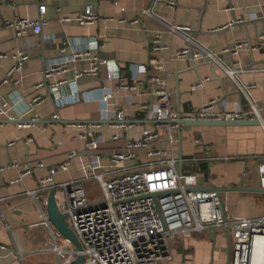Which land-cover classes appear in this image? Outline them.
<instances>
[{"label": "crops", "instance_id": "0c3cea01", "mask_svg": "<svg viewBox=\"0 0 264 264\" xmlns=\"http://www.w3.org/2000/svg\"><path fill=\"white\" fill-rule=\"evenodd\" d=\"M39 1L46 5L44 15L39 14L36 0L0 2V15L4 21L16 18L43 21L42 32L38 35L28 32L18 38L11 29L0 31V54L24 52L29 56L19 85L0 88V97L10 103V116L14 121L23 122L22 127L15 123L0 126V215L2 212L6 216V221L0 217V264H55L51 256L29 254L34 243L29 227L41 221L40 208L47 213L50 193L40 205L26 193L37 189L39 180L47 176V169L35 167L21 182H12L20 178L28 164L35 166L44 162L47 167L57 166L68 152L81 151L84 141L80 138L82 128L79 124H100L96 133L103 139L100 144L103 150L122 145L121 141L111 142L112 136L119 132L112 127L113 121L104 120L99 102L103 88L112 90L111 109L124 110L127 119L135 125L127 132V139L137 140L145 131L155 130L153 122L143 120L137 113L140 104L152 101L143 84L148 77L167 81L172 104L182 112L196 111L212 100L227 102L230 112L248 110L247 99L241 96L236 82L226 76L221 65L193 62L190 58L173 59L175 52L185 47V40L182 35L170 34V26L191 28L195 43L215 53L238 42H249L254 46L258 36L264 33V0ZM172 2L174 7L170 6ZM89 5H93L99 16L94 25L80 26L63 21L83 13ZM121 18L127 23L121 24ZM134 20L139 22L133 24ZM157 34L162 36L161 43L168 49L152 54L150 41ZM89 39H98L102 45L99 51L91 52L92 57L114 60L126 78L140 82L135 90L125 91L119 88L117 81L108 80L104 71L96 77H84L79 81L81 97L78 102L60 109L50 95L49 85L72 81L76 72L89 70L91 62L78 59L66 72L50 78L45 77V68L54 59L86 49L85 41ZM158 59L161 64L156 66L153 62ZM235 63L241 64L243 69L238 82L255 85L250 97L262 109L264 119V50L247 49L235 57L222 58L225 67L233 68ZM12 66L10 60L0 59V84ZM201 81L202 88L192 91V86ZM70 93L71 89L65 87L64 94ZM37 97L44 101L35 105L33 100ZM56 115L58 120L53 119ZM34 117H38L41 124L26 123L33 122ZM197 140L201 145L196 143ZM9 142L14 145L7 147ZM205 150L212 160L193 167L204 174L211 188L262 189L259 168L264 164L263 127H184L181 148L175 147V154L178 156L182 152L184 156L185 153V158L201 157ZM224 157L235 159L218 160ZM14 163L20 167L1 172L2 168ZM80 166L81 159L74 160L67 172L55 175V182L79 179L82 176ZM220 195L227 216L264 217V193L231 191ZM172 253V261L165 264H230V241L226 231L207 230L178 239ZM17 254L28 258L22 262L16 258Z\"/></svg>", "mask_w": 264, "mask_h": 264}, {"label": "built area", "instance_id": "2783aa9c", "mask_svg": "<svg viewBox=\"0 0 264 264\" xmlns=\"http://www.w3.org/2000/svg\"><path fill=\"white\" fill-rule=\"evenodd\" d=\"M36 1L39 14L44 15L46 5ZM170 6L175 5L172 2ZM121 11L125 12L124 9ZM144 14L150 15L149 12ZM98 20L93 5H89L76 17L63 19L80 26L94 25ZM119 22L124 24L127 20L121 18ZM138 22L134 20L132 23ZM42 26V20L33 22L16 18L4 21L0 15V31L11 29L18 38L28 32L41 34ZM169 33L182 35L185 40V47L175 52L173 59L190 58L193 62L208 61L221 65L226 76L236 82L241 96L247 99L248 110L230 112L227 102L212 100L196 111L182 112L172 104L167 81L148 77L143 84L147 86L152 101L140 104L137 113L143 116V120L153 122L155 130L145 131L137 140L127 139V132L135 125L127 119L124 110L111 109L109 102L112 90L103 88L99 102L104 120L113 121L112 127L119 132L112 136L111 142L121 141L122 145L113 150H103L100 147L103 139L96 133L101 128L100 124H79V128H82L80 138L84 141L81 151L68 152L65 160L57 166L47 167L44 162H38L35 166L28 164L23 168L20 178L12 182H21L33 173L35 167L47 169V176L39 180L37 189L28 191L26 195L40 205L43 198L55 190L58 208L65 214L66 223L82 248L78 251L64 239L50 223L47 213L40 208L41 221L29 227V232L34 236L30 255L51 256L55 264H72L79 256L84 257L85 264H165L172 261L173 247L178 239L212 230L227 232L231 249L230 264H252L254 244L264 239V217L249 219L227 216L220 193L208 185L207 178L199 169L193 167L212 160L207 151L201 157L185 158L182 152L177 156L174 150L178 146L181 148L183 141L185 126L180 124L181 121H264L262 109L250 97V91L255 85L238 82V76L243 70L241 64L235 63L233 68L222 64L224 56L235 57L247 49L264 50V33L258 36L254 46L249 42H238L221 53L212 52L195 43L191 28L187 26H170ZM161 39L160 34L151 39L152 54L168 49L161 43ZM85 42L86 49L69 57L54 59L45 68V77L50 78L54 74L66 72L78 59L91 62V68L76 72L72 81L64 80L49 85L50 95L60 109L78 102L81 97L79 81L84 77H96L104 71L108 80L117 81L119 88L125 91L135 90L140 82L126 78L114 60L91 56L92 51L102 48L98 39ZM0 59L13 63L0 88L3 85H19L29 56L18 52L12 55L0 54ZM153 63L159 66L161 61L158 59ZM202 85L203 81L195 84L192 91L200 90ZM65 87L71 89L70 95L64 94ZM43 101L37 97L33 103L38 105ZM53 119L58 120L59 116ZM0 121H14L10 116V103L2 97ZM32 121L33 125L39 123L38 117ZM18 125L22 127V124ZM196 143L201 145L200 140ZM13 145L14 142L6 144L7 147ZM76 159H81L82 176L57 184L55 175L67 172ZM234 159L224 157L218 160L229 162ZM19 167V164L14 163L2 168L1 172ZM259 173V185L264 189V164L260 166ZM88 185L92 186L94 192L97 190L96 197L93 194L89 196L86 188ZM0 217L6 221L2 212ZM6 228H9L7 224ZM16 258L24 262L28 256L17 254Z\"/></svg>", "mask_w": 264, "mask_h": 264}, {"label": "water", "instance_id": "95a60500", "mask_svg": "<svg viewBox=\"0 0 264 264\" xmlns=\"http://www.w3.org/2000/svg\"><path fill=\"white\" fill-rule=\"evenodd\" d=\"M21 124L23 122L17 121H0V125L3 124ZM31 123V122H26ZM41 124V123H39ZM181 125L185 127H251V126H260L264 128V121L261 123L259 121L241 119V120H234V121H181ZM213 190L217 191L218 193L224 192H231V191H250V192H262L264 193V189H247V188H235V189H223V188H213ZM47 215L50 223L53 227L64 237V239L68 240L78 251H81V245L78 242L75 234L69 228L66 223V216L62 214L58 208L56 202V191L53 190L50 192L48 201H47ZM72 264H85L84 257L79 256Z\"/></svg>", "mask_w": 264, "mask_h": 264}, {"label": "bare ground", "instance_id": "6f19581e", "mask_svg": "<svg viewBox=\"0 0 264 264\" xmlns=\"http://www.w3.org/2000/svg\"><path fill=\"white\" fill-rule=\"evenodd\" d=\"M254 264H262L264 262V239L256 241L253 248Z\"/></svg>", "mask_w": 264, "mask_h": 264}, {"label": "rangeland", "instance_id": "374dc122", "mask_svg": "<svg viewBox=\"0 0 264 264\" xmlns=\"http://www.w3.org/2000/svg\"><path fill=\"white\" fill-rule=\"evenodd\" d=\"M184 150H186L185 146H184ZM184 156H186L185 153H184ZM86 188H87V191H88L90 197H91L92 194L95 197L97 196V194H98L97 190L94 192L93 189L91 187H89V186H86Z\"/></svg>", "mask_w": 264, "mask_h": 264}, {"label": "trees", "instance_id": "16d2710c", "mask_svg": "<svg viewBox=\"0 0 264 264\" xmlns=\"http://www.w3.org/2000/svg\"><path fill=\"white\" fill-rule=\"evenodd\" d=\"M202 171H206V169L205 168H202Z\"/></svg>", "mask_w": 264, "mask_h": 264}]
</instances>
